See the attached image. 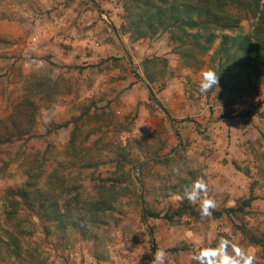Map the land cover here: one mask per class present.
<instances>
[{"label": "rangeland", "instance_id": "obj_1", "mask_svg": "<svg viewBox=\"0 0 264 264\" xmlns=\"http://www.w3.org/2000/svg\"><path fill=\"white\" fill-rule=\"evenodd\" d=\"M130 1L0 0V143L14 141L0 147V161L12 162H0V194L44 160L48 204L74 209L63 222L31 213L30 222H0V264H151L158 248L165 264H195L194 251L221 237L264 264V243L251 241L264 242V85L233 104L234 83L201 94L219 41L185 59L168 32L137 39L124 31ZM200 177L216 211L258 199L220 218L144 217L173 215L185 202L199 211L181 197ZM111 185L113 209L92 216L91 202ZM17 225L31 236L17 238Z\"/></svg>", "mask_w": 264, "mask_h": 264}, {"label": "trees", "instance_id": "obj_2", "mask_svg": "<svg viewBox=\"0 0 264 264\" xmlns=\"http://www.w3.org/2000/svg\"><path fill=\"white\" fill-rule=\"evenodd\" d=\"M126 12V33L140 39L168 32L171 39L178 43V51L185 59L209 54L219 41L211 57V69L219 73L220 82L227 86L234 83L230 89L234 96L228 103L233 104L247 94H258L260 86L264 85V0H131L126 6ZM248 20H253L254 25L250 32L244 33L241 24ZM63 127H67V124ZM13 142L8 137L0 143V147H12ZM0 162L6 169L12 163L7 160ZM162 162H169V159ZM45 164L44 160L35 162L34 169H29L27 181L1 192L0 222H30L31 214L39 220L46 217L59 222H63L66 217L71 219L74 213L71 204L64 213L59 209L58 199L51 197L48 204L43 187L40 186ZM54 178V188L61 183L64 189V178L55 175ZM114 189V185L108 186L99 200L91 202L93 207L89 212L92 216L113 209L116 200ZM80 197H75L77 206L74 207H77V212L83 209ZM257 199L251 197L244 200L238 208L213 210L212 215L220 218L224 214L243 212ZM185 215L201 217L199 211L187 202L173 215L163 216L161 213L146 211V216L167 218L170 221ZM16 234L17 238L31 236L29 231L24 232L19 226ZM251 241L256 246L264 243L256 237H252ZM15 251L19 254L21 248L17 247Z\"/></svg>", "mask_w": 264, "mask_h": 264}, {"label": "clouds", "instance_id": "obj_3", "mask_svg": "<svg viewBox=\"0 0 264 264\" xmlns=\"http://www.w3.org/2000/svg\"><path fill=\"white\" fill-rule=\"evenodd\" d=\"M218 86L219 73L217 71L208 69L200 73L198 91L201 94H206ZM173 172L176 175L181 174L178 168H173ZM181 198L194 204L198 202L202 219L211 217L216 208L215 200L208 195V184L203 177L186 185ZM167 255L164 248H158L153 253L151 264H165ZM191 260L195 261V264H255L256 257L251 250H245L229 239L221 237L215 247H202L194 251Z\"/></svg>", "mask_w": 264, "mask_h": 264}, {"label": "water", "instance_id": "obj_4", "mask_svg": "<svg viewBox=\"0 0 264 264\" xmlns=\"http://www.w3.org/2000/svg\"><path fill=\"white\" fill-rule=\"evenodd\" d=\"M146 86L148 87V89L150 90V86L148 85V84H146ZM152 99L153 100H156V98H155V96H154V94L152 93ZM158 107L160 108V110L162 111V112H164L167 116H168V118L170 119V121L172 122V118H171V116H170V114L167 112V110L162 106V105H160V104H158ZM170 155H166V156H153V157H150V158H148L147 160H145V161H143V162H141V164H139L138 165V169H140L141 168V166L143 165V164H145V163H147V162H149V161H151V160H153V159H156V158H159V159H166V158H168ZM146 215H145V211H144V217H145ZM152 241L154 242V238L152 237Z\"/></svg>", "mask_w": 264, "mask_h": 264}]
</instances>
